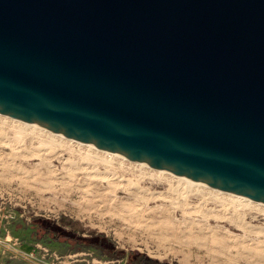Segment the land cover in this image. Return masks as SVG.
<instances>
[{"label": "water", "instance_id": "water-1", "mask_svg": "<svg viewBox=\"0 0 264 264\" xmlns=\"http://www.w3.org/2000/svg\"><path fill=\"white\" fill-rule=\"evenodd\" d=\"M0 114L264 205V0H0Z\"/></svg>", "mask_w": 264, "mask_h": 264}, {"label": "rangeland", "instance_id": "rangeland-1", "mask_svg": "<svg viewBox=\"0 0 264 264\" xmlns=\"http://www.w3.org/2000/svg\"><path fill=\"white\" fill-rule=\"evenodd\" d=\"M186 180L0 114V220L38 264H125L42 239V217L168 264H264V205ZM16 250L0 264H27Z\"/></svg>", "mask_w": 264, "mask_h": 264}, {"label": "trees", "instance_id": "trees-1", "mask_svg": "<svg viewBox=\"0 0 264 264\" xmlns=\"http://www.w3.org/2000/svg\"><path fill=\"white\" fill-rule=\"evenodd\" d=\"M73 229H67L66 226ZM33 226L31 231L42 232V239L50 237L51 241L68 245L74 253L98 251L108 260H122L125 264H168L157 259H153L144 253L137 251H126L119 249L115 242L105 233L90 232L88 236L83 235L77 223L61 218L60 222L47 218H34L28 225ZM34 229H38L35 230ZM38 232V233H39Z\"/></svg>", "mask_w": 264, "mask_h": 264}, {"label": "built area", "instance_id": "built-area-1", "mask_svg": "<svg viewBox=\"0 0 264 264\" xmlns=\"http://www.w3.org/2000/svg\"><path fill=\"white\" fill-rule=\"evenodd\" d=\"M4 234H5V236H4ZM23 239H24V237H23ZM23 239L22 238H13L12 235L10 234V231L7 229L6 224H3V221L0 220V248L2 249L3 253H6V251L9 250V248L12 246V243L14 246L17 247L16 251L23 253L22 250H23V247L25 245ZM37 247L39 248L40 246L37 245ZM29 256L31 258H36L35 251H31V253H29ZM55 258H56L55 263H51V264H62L60 262V259L58 256ZM38 260L40 261L39 258H38Z\"/></svg>", "mask_w": 264, "mask_h": 264}, {"label": "crops", "instance_id": "crops-1", "mask_svg": "<svg viewBox=\"0 0 264 264\" xmlns=\"http://www.w3.org/2000/svg\"><path fill=\"white\" fill-rule=\"evenodd\" d=\"M27 247V246H26ZM23 253H12L11 254V258H17V259H20V260H25V261H27L28 263L27 264H38V262L35 260V259H37L38 260V258L39 257H36V258H31L30 256H29V253H31V251H34V249H31V248H23ZM78 253H80V252H78ZM24 261V262H25ZM39 261V260H38ZM111 261H116V260H111ZM64 264H67V262L66 263H64ZM70 264V263H69Z\"/></svg>", "mask_w": 264, "mask_h": 264}, {"label": "bare ground", "instance_id": "bare-ground-1", "mask_svg": "<svg viewBox=\"0 0 264 264\" xmlns=\"http://www.w3.org/2000/svg\"><path fill=\"white\" fill-rule=\"evenodd\" d=\"M185 179H187V178H185ZM186 181H187V183H189V182L191 183V182H192V180H189V179H187ZM188 181H189V182H188ZM195 182H196V181H195ZM192 183H193V182H192Z\"/></svg>", "mask_w": 264, "mask_h": 264}]
</instances>
